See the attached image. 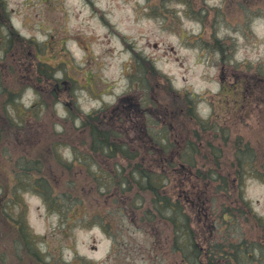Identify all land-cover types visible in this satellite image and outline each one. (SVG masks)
Listing matches in <instances>:
<instances>
[{
  "label": "rangeland",
  "instance_id": "1",
  "mask_svg": "<svg viewBox=\"0 0 264 264\" xmlns=\"http://www.w3.org/2000/svg\"><path fill=\"white\" fill-rule=\"evenodd\" d=\"M201 8L211 10L205 24L199 20ZM10 34L16 40L6 46ZM45 60L57 65L50 69L52 77L36 71ZM262 74L264 0H0V81L20 92L12 104L0 96V220L17 217L42 235L33 243L39 259L20 246L12 226L5 227L7 241L0 237L4 263L85 264L84 258L96 264H183L171 249L169 221L157 220L149 191L139 188V208L129 205L130 198L115 202L123 181L115 171L127 174L132 166L122 156L106 158L89 150L81 120L92 111L137 153L133 164L165 173L161 190L188 211L193 242L201 251L204 244H214L222 253L214 260L226 264L244 241L251 250L257 247L255 258L230 264H264ZM253 79L259 82L254 92L246 89ZM59 81L66 82L54 87ZM247 94L249 101L241 102ZM148 108L151 115L143 118ZM19 112H28V130L14 141L8 123L21 122ZM204 115L208 130L200 126ZM142 121L151 135L143 140ZM163 122L169 136L165 150L156 141H164ZM51 142L72 169L51 164L55 154L45 148ZM183 143L189 144V156ZM151 145L156 151L147 152ZM37 146H43L54 193L70 194L59 205L49 207L28 177L19 175L18 156L37 155ZM241 151L248 155L242 163ZM78 201L96 212L97 222L76 216L85 211L71 210ZM105 223L118 240L113 249L100 225Z\"/></svg>",
  "mask_w": 264,
  "mask_h": 264
},
{
  "label": "trees",
  "instance_id": "2",
  "mask_svg": "<svg viewBox=\"0 0 264 264\" xmlns=\"http://www.w3.org/2000/svg\"><path fill=\"white\" fill-rule=\"evenodd\" d=\"M202 9V8H201ZM211 12V10L209 9H202L200 14H199V20H201L202 22H204V24L206 23V18H207V14ZM214 17H212L213 19ZM214 20V19H213ZM207 22H208V18H207ZM9 32L12 34V30L9 28ZM9 35V42L7 43L6 40V46L10 44V42H15V40H12V35ZM214 38V43L216 44V46L219 48L220 51L225 50L224 49V42L223 41H219L218 39H216V37ZM29 42H33V39H30ZM35 59L39 60V55L35 54L34 55ZM41 65L36 69L37 72H45L46 74H49L52 77V71L50 69L54 68L55 70L57 69V65H52L50 64L48 61H40ZM61 62H58L57 64H60ZM246 67V65H245ZM260 70H263V68H261ZM264 77V74H262ZM60 82V81H59ZM56 82L53 84L54 87H59L61 84H65L66 81H61L60 83ZM234 83V82H233ZM264 83V81L262 82ZM237 84H232L233 88L235 89V86L237 87ZM258 84L259 82L255 79H253L252 82L248 83L246 85V89H253L256 90L258 89ZM252 90V91H253ZM19 92L18 89H9L7 88L6 85H4L1 81H0V96H3L4 98V102H7L9 104H12L15 102V99L18 97L19 94H17ZM222 92V91H221ZM254 92V91H253ZM264 92V89H263ZM20 93V92H19ZM246 94V93H245ZM218 95H221L220 93ZM193 96V95H191ZM248 94L245 95V99H242L241 102H245L247 103L249 101ZM229 101V100H228ZM190 105V104H189ZM130 106V105H129ZM129 106L124 105L123 108L124 109H129ZM191 105L188 107L189 110V114L192 115V110H191ZM136 109H142V107H139V105H136ZM150 110V108H148V111ZM213 111H215V109H213ZM148 113V114H147ZM151 112H145L144 115L142 114L143 118L144 116H149L150 117ZM19 118H21V122L20 121H12V120H8L9 123V135L11 137H13V140H20L25 136V133L27 132L28 128H27V124L25 123V119L26 116H28V112H19L18 113ZM120 116V115H119ZM104 116H97L96 113H87L82 117L81 120V126L86 127L87 131H88V137H89V150L91 152H94L96 155H104L106 158H113L116 156H122L126 159L129 160L130 166H132L131 170H129V172L127 173L129 175V177L127 176V174H124L126 172H124V170L122 168L117 169L116 174L117 175H122L123 177V181L120 183L119 189L116 193V199L115 202L117 204L120 203H125L126 201H128V198L131 199V201L129 202V205L131 207H135V208H139V197L141 198V200H143V198L141 196H139V188L142 190H147L149 191L152 195H151V200H150V206H153V208L156 209L157 213H158V217L157 220H163L169 221V226L172 228L173 231V236L171 238V249L174 252L179 253L182 256V261L183 264H220L217 263V261L214 260V257L217 256L220 259L222 257H220L222 255L221 251L218 250V248L215 247L214 244H204L205 245V250L201 251V249L199 248V246L197 245V243L193 242V235H192V229L190 227V216L188 214V211L185 210V208L181 205V203L178 200L173 201L171 199L170 196H168L165 192V188H163L164 191L161 190V183L162 181L164 182V180L166 179V175L163 171H159V172H149L144 170L143 168L140 167L139 164H133V162L131 161L132 159L135 158V152H131L130 148H127L128 146H126L125 142L122 141H118L117 140V135H119L120 133L115 130V127L111 128L109 126V123L107 122V120L103 119ZM199 119V118H198ZM202 120V119H199ZM200 122V121H199ZM203 122H205L204 120H202L200 122V126L202 128H205L208 130V127H206V125L203 124ZM166 124L165 122L161 123V127L160 130L161 132H163L164 134V141L161 142L157 137L158 142H160V146L162 148V150H165V144L164 142L167 141V139H169L168 136V128L164 125ZM114 131H113V130ZM202 131V130H201ZM196 133H198L197 131H195ZM203 134H208L209 132L207 131H202ZM57 135H61V134H57ZM150 133L148 131V128L146 126V123H143L142 121V126H141V133L139 134V138H141V140L143 139H147L150 138ZM189 134L182 136L183 141H187L189 139ZM153 140H155V138L151 137ZM190 143V142H189ZM183 147L182 149L187 151V149H189V144L188 143H183ZM191 144V143H190ZM43 146L38 147L37 149H40V152L38 151L37 155H30V151L26 152H21V155L18 156L16 163H17V168H19V175L20 176H24V177H28V180L26 181L28 184H30L32 186V188L34 190H37L39 192H41L45 198V201L47 202L48 206L51 207L52 205H59L62 202H65L66 197H68L70 194L69 192H67L66 190H61V194L60 193H54V186L50 183V180L48 179V175H50V167L45 165V161H46V155L43 153V151L41 150ZM48 147V149H50L52 151V153L55 154V158H54V163L51 162V164L53 166L56 167V169H64V168H68V169H72V165L73 163H70L66 160H62L61 156L55 152V147H56V143L51 142L50 144H46L45 148ZM152 150H155V147H153L152 145L147 149V152H150ZM156 151V150H155ZM158 152L161 150H157ZM183 151V152H185ZM191 153V150L189 149L188 151V156ZM239 162L242 163L244 160H246V157L248 156L246 154V152L241 151V153L239 154ZM90 156V155H88ZM182 156V151L179 153V157ZM74 158L77 159L78 155L74 154ZM56 163L60 166H57ZM172 163L174 164V162L172 161ZM35 164V165H34ZM80 166V165H79ZM48 169H47V168ZM45 168L47 170H45ZM90 168V167H89ZM91 169V168H90ZM213 173V172H212ZM129 178V179H128ZM141 181L144 183V185H139L141 184ZM158 182V184H157ZM136 187H134V185ZM37 186L39 188H42V190H39L37 188ZM41 186V187H40ZM134 191L133 193V197L131 198L130 195L131 193ZM56 194V195H55ZM64 194V195H62ZM109 194H113L110 191L108 192ZM53 196H55V199H53ZM63 197V198H61ZM62 199V200H61ZM119 201V202H118ZM193 204L195 205V201L192 200ZM199 210L202 211L201 209V204L197 205ZM85 209V211L83 212H78L76 216H79L83 219L88 218L89 220H92L94 222H97V220L95 219V211L90 212V210L87 209L86 205H83L81 201H78L77 203H74L72 205V211H79L80 208ZM118 208H116L117 210ZM120 213L122 215L125 214V210L123 208V206L121 205V207L119 208ZM4 212H6V210H4ZM204 212V211H203ZM205 215V213H204ZM224 214H223V218H224ZM154 217V216H153ZM230 218V216H229ZM166 219V220H165ZM261 219V218H260ZM259 219V220H260ZM230 220H232V223L234 222V219L231 218ZM7 222H5L4 220H0V234H1V238L5 241H7L6 239V232H5V227L7 226H12L15 230H16V240H20V246H25L28 250L29 253L39 259H41V252L36 249V246H34V241H36L38 238H42L41 236H39L38 234H33L32 230L30 228H28L27 226L24 225V223L22 221H20L17 217L13 218L12 220H10V218H7L6 220ZM67 221L68 219H65V227L67 225ZM103 229L111 236L113 242H112V248H115V246L118 244V240L117 237L114 234H111V231L109 229V227H107L106 223V227L104 224H100ZM212 239V236L211 238ZM207 240L204 239L203 242H206ZM237 247L233 250V253L230 254V256H224V257H228V261L226 264H230L231 261L234 259L238 260L242 263L251 261L255 258V254L257 251V247H255L253 250H251L249 247H247L245 245L244 241H241V243H238L236 245ZM249 250V251H248ZM203 252L204 255H203ZM203 255V259H202V255ZM260 259H262L264 261V253H262L260 255ZM85 264H96V262L94 261H87L86 259L82 258ZM5 255H3L2 257H0V264H5ZM185 262V263H184ZM53 263H57L53 260ZM60 264H65V263H60Z\"/></svg>",
  "mask_w": 264,
  "mask_h": 264
}]
</instances>
